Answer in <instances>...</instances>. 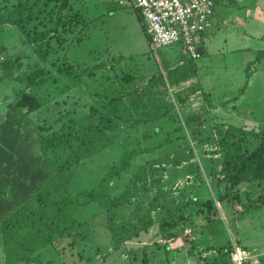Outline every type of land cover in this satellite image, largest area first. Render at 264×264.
Wrapping results in <instances>:
<instances>
[{
    "label": "rangeland",
    "instance_id": "374dc122",
    "mask_svg": "<svg viewBox=\"0 0 264 264\" xmlns=\"http://www.w3.org/2000/svg\"><path fill=\"white\" fill-rule=\"evenodd\" d=\"M20 1L0 0V13L9 14ZM25 1L28 9L35 10L37 15L35 19L30 20L28 27L40 21L39 29L54 26L53 21L42 25L41 18L46 21V18L54 14L58 3L44 5L40 0ZM260 5L264 9V0ZM69 11L67 13L73 15L76 12L79 17L71 24L70 31L63 32V29H59L52 33L49 41L50 52L45 61L40 60L34 45L27 39L23 40L21 33L13 26L0 25V46L7 49L10 58L15 59L18 56L23 64L21 69L14 71L12 75H6L0 69V115L24 85L15 79L16 76L26 75L42 65L55 72L62 60H67L75 66L81 65L82 69L96 64L101 68L95 69L93 75L83 74L80 83L65 92L60 93L63 86L51 89L59 92V95L46 101L41 109L31 114L36 122L57 126L68 118L85 117L90 113L95 96L111 80L116 79L122 68L136 70L137 80L133 88L144 102H148L152 97L157 98L160 103L173 100L177 108L167 107L166 116L154 123L159 134L153 139V143L166 140L168 131L169 138L173 139L168 142L172 143H166L152 154L134 159L130 169L111 182L109 191L112 195L119 196L129 192L124 203L111 208L95 203L77 208L75 216L79 222L78 226L69 235L57 237L52 244L38 250L41 259L52 260L56 264H144L145 260L150 264H169L168 259L178 253L181 262L203 264L204 258L208 257H203L204 254L198 257L197 254L189 253L206 245L223 243L229 236L238 249L247 250L246 258L250 261L259 259L264 262V184L244 181L236 186L239 200L225 204L219 202L217 196L215 197L214 186L221 181V176L213 173L211 169V159L217 158V155L213 154L217 150L216 141L197 142L194 145L197 156L191 160L183 161L180 165L168 162L155 164L146 171L145 179L131 182L140 163L147 158L170 159L179 150H189L182 132L173 128L179 124L174 117L177 111L185 120L187 112L204 110V115L209 121L203 135L209 133L210 125L225 122L227 125L236 124L246 131L251 147L258 143V131L264 127V56L255 63V54L251 49L264 48V40L258 36L246 37L241 30L237 33L223 30V33L213 35L212 44L207 46V53L199 59L200 65H203L201 85L212 92L214 101L219 106L217 109H207L208 103L204 98L203 89L200 88L198 76L185 79L174 87L164 86L159 82L151 83L150 77H156L159 71L167 82H170L168 67L182 65L190 60V57L182 52L180 45L158 49V67L156 59L151 57L153 54L143 27L126 0H74ZM251 26L263 27L260 24ZM23 36L26 34L23 33ZM249 63H254L252 68L257 70L249 79L246 91L237 100L232 101V97L239 94L245 83L247 70L244 67ZM107 76H110V79ZM49 90H40L44 100L47 99ZM179 95L190 98L188 105H181ZM224 99L231 101L228 107L220 106ZM148 108L152 110L151 107ZM145 129H148V126L140 125L137 128L128 127L121 130L100 149L84 154L74 161L67 169L64 179L56 184L71 192L93 187L109 168L143 137ZM74 157L75 155H72L71 158ZM195 164H198L200 170L193 167ZM213 197L216 199V211H208L206 206H203L204 211L200 212V206L193 209L195 204L185 205L188 200L204 202ZM175 212L178 215L173 217ZM150 215L154 224L148 232H142L140 236L122 242L117 248L114 247L108 225L110 221L119 224L125 222L126 225L142 224V220H148ZM181 215H184L186 220L183 219L175 228L176 232H179L178 236L166 240L160 227L163 230L169 228ZM186 229H190L191 233H186ZM177 249L179 250L175 251ZM0 264H5L1 247ZM18 264L35 263L24 261Z\"/></svg>",
    "mask_w": 264,
    "mask_h": 264
},
{
    "label": "trees",
    "instance_id": "16d2710c",
    "mask_svg": "<svg viewBox=\"0 0 264 264\" xmlns=\"http://www.w3.org/2000/svg\"><path fill=\"white\" fill-rule=\"evenodd\" d=\"M73 1L40 0L44 5L58 3L54 14L46 18V21L41 18L42 25L53 21L54 26L51 28L39 29L41 21L28 27L30 20L35 19L37 15L35 10L28 9L25 0H21L14 6L9 14L0 13V25L1 27H4V24L13 26L21 33L23 40L27 39L34 45L40 60L45 61L50 52L49 41L52 33L59 29H63V32L70 31L71 24L75 23V19L79 17L76 12L73 15L67 13L71 11ZM214 1L216 3L217 0ZM23 33L26 34L25 37ZM146 37L153 54L151 57L153 60L156 59L160 67L157 50L152 47L147 35ZM262 56H264V48L258 50L255 63L259 62ZM0 59V69L6 75H12L23 65L18 56L15 59L10 58L4 46H0ZM189 59L175 68L168 67L170 82H167L163 73L159 71L156 77H150L151 83L159 82L164 86L174 87L181 81L195 76L198 69L197 63L193 58ZM80 66L62 60L58 63L55 72L49 71L45 65H42L35 67L26 75L16 76L15 79L24 85L0 115V247L4 251L5 264H18L24 261L35 264H56L52 260H42L38 250L52 244L57 237L69 235L78 226L76 209L92 203L107 208L123 204L129 192L119 196L112 195L109 191L111 182L129 170L134 159L152 154L166 143H172L168 142L173 140L168 136L170 131L167 132L166 140L153 143V139L159 134L155 130L154 123L157 119L166 116L167 107L177 108L175 102L170 100L160 103L155 97L144 102L140 95H136V89L133 88L137 80L136 70L126 68H122L120 76H116L115 80H111L95 96L90 106V113L85 117L68 118L62 120L57 126L33 120L32 113L41 109L46 101L59 95V92L51 89L63 86L60 93L65 92L80 83L83 74L93 75L95 69L101 68L98 64L91 67L84 66L86 68L83 69ZM255 69L252 65L248 66L245 83L240 88L239 94L232 97V101L237 100L246 91ZM43 88L50 89L46 100L40 92ZM203 95L208 103L207 109L219 107L209 93L203 92ZM180 98L183 106L190 102L189 97L180 96ZM230 102L229 99L223 100L220 106L228 107ZM233 106L236 107L235 104ZM148 107L152 110H148L150 109ZM202 109L205 108L202 107ZM204 112V110L187 112L184 120L177 111L174 117L179 124L173 128L182 132L189 150H179L170 159L147 158L140 163L131 182L136 183L138 180L145 179L146 171L155 164L168 162V164L180 165L183 161L191 160L192 157L197 156L194 146L197 142L213 140L216 141L217 146L213 154L217 155V158L211 159V169L213 173L221 176V181L214 186L215 197L217 196L219 202L225 204L239 200L236 186L244 181H257L264 184V127L260 128L259 134L257 133L260 135L258 143L251 147L247 132L236 124L227 125L225 122H217L210 125L209 133L203 135L209 121ZM140 125L148 126V129L142 133L143 137L138 139L136 144L109 168L96 185L89 189L71 192L66 187L56 184L64 179L67 169L82 155L100 149L107 140L114 138L121 130L128 127L137 128ZM72 155H75L73 159ZM193 167L200 170L198 164ZM192 204H195L193 209L200 206V212L204 211L203 206H206L208 211L217 209L214 197L204 202L188 200L185 203L186 206ZM149 209L151 211V208ZM176 215L178 214L175 212L173 217ZM183 219L186 220L185 216L181 215L165 230L160 227L166 240L178 236L179 232H176L175 228L183 222ZM153 224L151 215L148 220H142V224L126 225L125 222L119 224L110 221L108 225L112 232L114 247L117 248L122 242L140 236L142 232H148ZM234 246L235 244L228 236L223 243L219 242L211 246L218 255L214 258H204L203 264H235L231 257ZM195 251L201 253V250L197 248ZM147 261L145 260L144 264H150ZM168 261L169 264H173L171 259ZM244 264L254 263L246 261Z\"/></svg>",
    "mask_w": 264,
    "mask_h": 264
},
{
    "label": "built area",
    "instance_id": "2783aa9c",
    "mask_svg": "<svg viewBox=\"0 0 264 264\" xmlns=\"http://www.w3.org/2000/svg\"><path fill=\"white\" fill-rule=\"evenodd\" d=\"M136 13L155 50L180 45L188 57H202L200 35L212 24L214 0H126ZM191 233L190 229L185 230ZM245 250L235 245L231 253L235 264L247 260Z\"/></svg>",
    "mask_w": 264,
    "mask_h": 264
},
{
    "label": "crops",
    "instance_id": "0c3cea01",
    "mask_svg": "<svg viewBox=\"0 0 264 264\" xmlns=\"http://www.w3.org/2000/svg\"><path fill=\"white\" fill-rule=\"evenodd\" d=\"M262 2L263 0H217L216 1V11L212 18V24L199 37V50L202 53V57L205 56V54L207 53V46L209 44H212L213 35H216L219 32L223 33V30H226L227 32H233V33L234 31L237 33V31L241 30L243 35L246 37L250 36V37L256 38L258 36L259 38L264 40V37H263L264 36V9H262L261 8L262 6L260 5ZM256 24H260V26L263 25V27L262 28L260 27L252 28L251 25H256ZM257 32H258V35H257ZM251 50L254 51V54H255L254 62H255L256 57H257V52L260 49L252 48ZM202 57L194 59L198 67L197 74L195 76H198V82L200 84L201 89H203V92L209 93L214 101L212 92L206 90L201 85L200 75H201V70H202L203 65H200L199 59H201ZM249 65L253 66L254 63L247 64L244 67V69L247 70ZM205 67H207V65ZM256 70L257 69L254 70L252 75L256 72ZM224 100H227V99H224ZM233 244L235 243L233 242ZM213 245L215 246L217 244H211L210 246L206 245L207 247L205 246L204 248H199V249L197 248L198 250H201V253H199V251L198 252L194 251L193 253L190 252L189 255L197 254V256L200 257L199 255L204 254L203 257H209V255L212 254L213 257H215L218 255V253L213 247H211ZM178 250L179 249L175 251H178ZM176 260L180 261V259H178V253L177 254L174 253L173 256L171 257V261L173 264H179ZM248 260L250 261V259L247 257L246 261ZM250 262L254 264H260V263L264 264V262H262V260L260 261L259 259L251 260ZM180 263L186 264L185 262H181V261Z\"/></svg>",
    "mask_w": 264,
    "mask_h": 264
}]
</instances>
